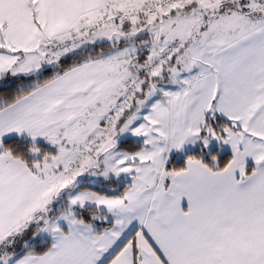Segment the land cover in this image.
I'll list each match as a JSON object with an SVG mask.
<instances>
[{
	"label": "snow or ice",
	"instance_id": "6c2138e0",
	"mask_svg": "<svg viewBox=\"0 0 264 264\" xmlns=\"http://www.w3.org/2000/svg\"><path fill=\"white\" fill-rule=\"evenodd\" d=\"M0 264H264V0H0Z\"/></svg>",
	"mask_w": 264,
	"mask_h": 264
}]
</instances>
